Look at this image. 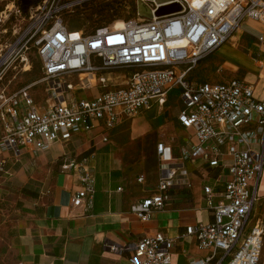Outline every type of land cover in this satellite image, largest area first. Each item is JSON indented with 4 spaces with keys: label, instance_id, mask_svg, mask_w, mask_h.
Listing matches in <instances>:
<instances>
[{
    "label": "built area",
    "instance_id": "built-area-1",
    "mask_svg": "<svg viewBox=\"0 0 264 264\" xmlns=\"http://www.w3.org/2000/svg\"><path fill=\"white\" fill-rule=\"evenodd\" d=\"M103 1L109 0H42L25 13V29L0 44V83L12 66H31L29 52L34 49L47 95L43 103L37 101L34 84L13 93L0 91L1 145L17 154L23 147L36 153L75 129L112 130L123 118L132 119L154 105L164 107L170 94L180 90L178 123L191 133L182 163L171 146L158 143L157 187L131 213L151 221L189 176L183 163L201 162L210 168L206 177L214 181L203 186L213 220L187 228L186 235L207 252L188 264H261L264 222L257 219L251 229L248 225L264 172V102L245 80L194 83L189 75L229 43L246 20L264 24V0H136L135 19L125 20L120 30L85 32L69 26V16ZM140 3L151 11L149 17L140 14ZM172 5L180 9L160 14ZM258 42L263 45L264 38ZM90 91V97L76 96ZM102 140L107 143L108 137ZM5 164L0 163L1 172ZM78 167L70 162L62 169ZM79 171L82 188L73 205L90 211L96 177L87 166ZM143 181L141 177L139 183ZM175 246V239L158 234L124 250L131 252L130 264H174Z\"/></svg>",
    "mask_w": 264,
    "mask_h": 264
},
{
    "label": "crops",
    "instance_id": "crops-1",
    "mask_svg": "<svg viewBox=\"0 0 264 264\" xmlns=\"http://www.w3.org/2000/svg\"><path fill=\"white\" fill-rule=\"evenodd\" d=\"M244 25L262 33L256 36L257 41L259 37L264 38V28L248 20L242 27ZM225 45L204 60L215 56L225 61L224 66L238 63L240 69L247 71L246 76L237 74L229 80L239 78L253 85L255 96L264 102V78L250 72L253 69L248 58H239L225 51ZM256 47L258 55H264V44L257 42ZM257 62L262 67L264 58ZM210 79L212 81L194 83L229 81ZM172 93L167 103L173 99ZM180 93L175 97L180 105L179 113L182 109ZM165 106L154 105L132 119L123 118L112 130L105 131L102 127L92 131L75 129L62 136L61 141L36 153L23 147L17 154L0 143V163L6 162L5 171H0V264H130L131 252L124 248L158 234L175 239L174 264H188L194 258L205 257L207 252L199 249L197 240L186 233L189 226L213 220L203 192L204 184L214 183L206 177L210 168L201 162H184L189 176L171 191L169 205L155 213L151 221L143 222L131 213V207L150 195L133 196L125 168L111 146L118 127L152 113L161 114ZM178 130L182 133V144L171 147L177 162L182 163V148L191 133L179 123ZM1 134L0 123V138ZM103 135L108 137L107 143L103 142ZM156 155L158 183L160 162L157 150ZM70 162L79 164V167L87 166L96 177L94 207L90 211L73 205L74 196L82 188V172L79 167L63 171V165ZM144 183L145 178L140 184ZM258 194L260 200L264 198V172ZM260 200L253 218L263 221L258 214Z\"/></svg>",
    "mask_w": 264,
    "mask_h": 264
},
{
    "label": "rangeland",
    "instance_id": "rangeland-1",
    "mask_svg": "<svg viewBox=\"0 0 264 264\" xmlns=\"http://www.w3.org/2000/svg\"><path fill=\"white\" fill-rule=\"evenodd\" d=\"M13 0H0V8L4 11L0 13V44L9 40H14L22 30L25 29L27 20L25 13L21 11ZM165 1V0H159ZM136 0H109L99 4L86 7L85 11H79L76 15L69 16L68 22L70 27L76 29H84L85 32H92L98 28L113 27L119 28L125 20H132L136 17ZM179 6L172 5L160 10V14L175 12L179 10ZM20 10V13H16ZM139 12L143 17H149L151 11L142 3L139 4ZM251 24L264 28V25L255 20H248ZM8 30V34L4 35V31ZM14 30L17 31L13 36ZM262 34L254 32L245 25L239 32L234 34L231 41L225 45L224 50L230 52L239 58H248L251 68L250 72H255L258 76L264 78V65L257 60L263 59L264 55H258L256 47V36ZM31 66L25 67L12 66L4 76L0 83V91L6 89L7 93H13L28 85H33V95L37 101L43 103L47 95L45 92L46 83L42 78L41 61L33 49L29 52ZM249 56V57H248ZM224 62L217 57H210L201 62L190 74L193 82L198 81H215L221 82L229 80L236 76H246L238 63L231 66H224ZM223 67V69H221ZM246 67V69H251ZM257 68V72L255 69ZM238 70V71H237ZM244 73V74H243ZM93 93V92H92ZM180 93L175 90L166 104L161 114L152 113L146 115L141 120L135 122H127L115 130L113 144L111 145L118 153L119 161L125 168V174L129 188L133 196L147 197L151 195L157 184L158 157L156 155V146L159 142H164L173 148H177L182 144V133L178 130L177 115L180 105L175 97ZM90 92H78L76 96L87 97ZM145 178L144 184L139 183L141 177ZM259 216L264 221V198L258 204ZM257 218H252L249 222L248 229L253 228ZM220 254L217 260L221 257ZM264 264V245L262 251V263Z\"/></svg>",
    "mask_w": 264,
    "mask_h": 264
},
{
    "label": "trees",
    "instance_id": "trees-1",
    "mask_svg": "<svg viewBox=\"0 0 264 264\" xmlns=\"http://www.w3.org/2000/svg\"><path fill=\"white\" fill-rule=\"evenodd\" d=\"M41 1L42 0H13L12 2H15L18 8L24 13H26L30 7L36 6ZM3 11H4L3 7L0 8V13H2Z\"/></svg>",
    "mask_w": 264,
    "mask_h": 264
},
{
    "label": "bare ground",
    "instance_id": "bare-ground-1",
    "mask_svg": "<svg viewBox=\"0 0 264 264\" xmlns=\"http://www.w3.org/2000/svg\"><path fill=\"white\" fill-rule=\"evenodd\" d=\"M123 26H124V24H123L121 27H119V28H115V29L120 30V29L123 28ZM107 28H108V27H107ZM98 29H102V28H98ZM98 29H97V30H98Z\"/></svg>",
    "mask_w": 264,
    "mask_h": 264
}]
</instances>
